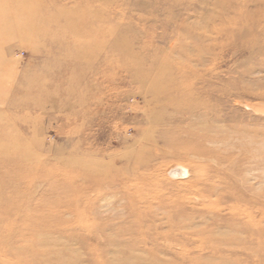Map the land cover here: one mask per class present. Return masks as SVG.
<instances>
[{
	"label": "rangeland",
	"instance_id": "obj_1",
	"mask_svg": "<svg viewBox=\"0 0 264 264\" xmlns=\"http://www.w3.org/2000/svg\"><path fill=\"white\" fill-rule=\"evenodd\" d=\"M0 264H264V0H0Z\"/></svg>",
	"mask_w": 264,
	"mask_h": 264
}]
</instances>
